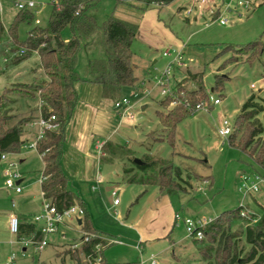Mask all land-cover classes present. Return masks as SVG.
<instances>
[{"label":"rangeland","instance_id":"1","mask_svg":"<svg viewBox=\"0 0 264 264\" xmlns=\"http://www.w3.org/2000/svg\"><path fill=\"white\" fill-rule=\"evenodd\" d=\"M0 1L4 9L2 21L9 28L19 8L14 0ZM35 1L42 11L37 14L40 25L48 26L52 2L57 0ZM227 1H231L233 7L226 8L224 0L203 5L196 0H175L162 7L151 6L142 19L133 46L135 75L139 79L135 87H125L122 91V98L130 99L134 118L128 117V121L121 123V134L119 132L111 141L110 154L108 151L104 155L101 153L108 159L102 163L100 170L103 182H95V190H92L90 183H85V192H82L101 229L109 238L122 242L111 243L107 248V254L115 261L125 259L140 264L138 261L141 260L146 264L148 258L141 256L137 249L139 232L135 225L151 213H155L158 221L166 219L169 213L161 211L159 199L163 194L168 196L173 211L182 216L215 219L224 210L242 205L245 216L252 218L251 225H254L264 213V184L257 192L245 193L241 190L243 174L259 173L264 177V171L248 153L230 145L228 137L219 135L223 121L228 119L234 123L242 105L252 94L257 96L255 102L264 105V70L261 62L264 61V51L261 59L253 62L247 59V54L237 49L252 41L264 42V0H252L248 7L242 8L234 7L233 0ZM118 2L98 0L95 3L91 10L100 24L111 15ZM180 7L184 8L182 12L179 11ZM219 16L227 19L225 25L220 23ZM195 17L199 20H195ZM35 25H38L35 21L31 25L21 24L20 39L24 40ZM63 37L65 40L72 37L69 27ZM174 37L186 43L188 50L182 51L184 63L174 64L169 81L160 85L158 80L175 60L174 49L177 47L172 43ZM1 41L4 44L0 45V95L7 88L13 89L8 91L7 99L3 101V111L16 116L36 115L33 109L37 100L31 99L32 105H27L26 99L17 90H34L43 83L45 75L39 70L40 59L33 53L17 63L18 55L15 53L20 50L18 45L10 37L7 39V35ZM167 50L171 51L170 56L164 55ZM6 57H9L7 62L4 61ZM79 70L82 73V61ZM197 71L204 73L206 92L221 97L222 101L220 104L204 105L181 121L171 145L168 132L160 123L157 113H166L174 108V101H163L169 95L177 98V87L188 90L197 88L189 77L191 72ZM217 74L222 76L224 82L222 96L220 92L212 90ZM116 118L120 119L117 114ZM263 122L264 112L250 120L251 129ZM253 138V147L263 146L264 135ZM33 153L37 155V152ZM13 156L20 160L21 156ZM136 158L155 161L154 166L142 171L135 162ZM40 165L41 161L36 157L32 167ZM164 165L168 166L174 184L166 191L157 185L160 168ZM129 178H135L137 182H129ZM114 190L117 195H113ZM14 196L6 186L3 165L0 163V264H77L71 257V251L68 252L74 250L72 244L80 243V235L74 232H70L67 241L61 242L55 236H50L49 245L42 250L29 247L24 252L18 235L7 228L8 211L13 207V201L19 207L27 206L23 198L13 199ZM116 199L120 204H115ZM27 209L33 210V205L30 204ZM247 224L238 220L233 223V231L240 234ZM172 238L174 246L167 239L157 242L152 249L158 256L159 264H207L183 222H177ZM240 238V243L249 250L245 237ZM174 252L178 254L177 257H174Z\"/></svg>","mask_w":264,"mask_h":264},{"label":"trees","instance_id":"2","mask_svg":"<svg viewBox=\"0 0 264 264\" xmlns=\"http://www.w3.org/2000/svg\"><path fill=\"white\" fill-rule=\"evenodd\" d=\"M98 0H60L52 2V12L48 26L35 25L28 32L27 37L21 40L19 28L21 24H32L35 20L33 11L19 10L15 15L8 31L0 16V40L6 34L18 45L24 48L25 53L16 56V62L20 63L29 58L34 52H38L47 79L34 90L17 88L22 97L38 96L42 101L39 115H10L4 112L3 101L7 99V88L0 95V157L3 153H19L23 146L22 135L24 126L41 116L48 118L56 116L55 123L59 126L47 130L45 136L39 140L37 150L43 154L45 167L43 174L46 179L42 183V189L46 197L59 206L70 205L75 202L76 194L70 185L69 179L62 169V147L65 141L66 126L72 117L76 103L79 100L76 90L78 81L98 83L102 86L103 95L114 101L122 97L123 88L134 86L138 81L135 75L133 61V43L138 34V24L117 18L111 14L102 24L89 11ZM145 4L143 8L151 6H163L175 0H136ZM79 12V14H77ZM69 27L72 37L65 40L63 33ZM228 48L233 49L232 46ZM18 49V50H19ZM247 59L257 61L261 59L264 51L262 40L252 41L249 44L237 48ZM86 58V66L83 73L79 66L83 58ZM262 67L264 70V61ZM190 79L197 88L188 90L177 87V98L167 96L163 103L176 101L174 108L166 113L158 112L160 123L168 132L171 145L174 144L178 124L188 116H191L198 105L209 103L210 95L206 92L204 73L197 71L189 74ZM220 74L216 75L214 91L224 89V82ZM257 96L252 94L242 105L235 118L234 130L228 137L230 145L242 149L248 153L255 164L264 171V144L253 147V137L264 135V122L257 128L251 129L250 120L264 112V105L255 102ZM208 102V103H207ZM155 161L145 160L143 164H137L140 170H147L154 166ZM172 169V166H169ZM168 166L164 165L159 171L157 185L162 191L174 187L172 178L168 173ZM129 182H137L135 178H129ZM84 207V206H83ZM85 208V207H84ZM86 209V208H85ZM243 206L235 209L224 210L217 218L213 219L204 228V237L194 239L198 251L207 264H264V213L259 221L251 225L252 218L242 215ZM242 221L246 225L243 232L233 231V223ZM82 228L97 236L85 242L82 248L69 250L71 257L77 264H86L85 258L96 257V246L103 244L100 253L103 256L101 264H111L105 259V249L111 244L102 237L103 232L96 229L86 210ZM36 230L35 224L22 226L21 234H29ZM245 237L250 246L247 250L240 241ZM217 243V244H216ZM82 255V256H81Z\"/></svg>","mask_w":264,"mask_h":264},{"label":"crops","instance_id":"3","mask_svg":"<svg viewBox=\"0 0 264 264\" xmlns=\"http://www.w3.org/2000/svg\"><path fill=\"white\" fill-rule=\"evenodd\" d=\"M16 1L17 0H14V2ZM23 1H27V0H23ZM119 1L120 2H118L115 5L111 14H113L119 19L138 24L139 26L138 34H139L142 25V19L145 17L146 11L150 9V7L144 10L143 8L145 7V4L136 0H119ZM0 6L2 7V9L0 10V16H1V14L4 12L1 1H0ZM37 9L39 10L38 14H40L42 12L41 9L38 7ZM183 10L184 8L180 7L179 11L182 12ZM89 12L95 16L94 11L90 10ZM17 13L14 14V17ZM195 20H199V18L195 17ZM189 21L191 22V20ZM4 26L6 28V31H8L9 28L5 24ZM4 38H6V36ZM8 38L9 35H7V39ZM173 39L174 40L172 41V43L177 47V49L175 48L174 50H181V51L188 50V46L186 43L181 42L179 39L175 37ZM1 40H0V45H3L4 42H2ZM135 41L136 39L134 40V42ZM34 53L37 54L40 59L39 53L38 52H34ZM134 64L136 69V63L134 62ZM85 66H86V58L84 56L82 60V70H83L82 73L85 70ZM39 68H40L39 70H41L45 75L43 79V81H45L47 79V75L43 67L41 66V59H40ZM136 85L126 86V87H135ZM75 86L78 92L79 100L76 103L72 113V117L70 118V121L66 126L65 141L62 147V160H61L62 169L66 174V176L68 177L70 185L73 187L75 194L77 196L75 202L81 204L86 208L88 215L91 218L93 226L96 229L103 232L102 237L105 238L106 241L107 239H110L109 240L110 243H116L118 240H113L109 238L106 235V233L101 229V227L98 225L94 214L90 210L89 204L83 198L82 192H85L83 189L85 183L87 184L90 183L92 190H95V186L93 184L95 182L96 183L103 182L104 179L101 176L100 170L102 167V163L108 159L106 157H103L102 155H104L107 151L110 154L112 149L111 141H113V138L116 135H118L121 128H123L122 124H124V121H128L129 116H122L121 112L118 111L114 105L115 101L110 98L104 97L103 89L100 84L78 81ZM24 98L26 99L27 105L30 104L32 105L31 99L37 100L36 105H34L35 109L33 110L36 113V115H39L41 112L40 111L41 109L39 108L41 99L38 96H36L35 98L33 97H24ZM116 114L118 117H120L119 120L116 118ZM38 130H39V126L36 123V121L27 123L24 126V133L22 135L23 146L21 148V151L19 153H14L15 156H19V157L21 156L19 158L20 160H18L16 157L13 158L14 157L13 154L9 155V158L18 160L19 168L22 172V179L20 180V183L23 186V190L20 193L11 190L13 195H15L13 199L23 198L24 202L27 203V206H29L30 204L33 205V210H28L26 204L23 207H19L17 206V203L13 201V205H12L13 207L9 209L7 216V228L11 233H12L10 229L11 214L17 215L22 222V226H26L28 224H31L33 220V216L41 212L43 209L44 196L42 194L43 191L42 183L39 181V179L43 173L45 162L43 161L41 154L35 148H30L27 146L35 139ZM100 142L104 143V149L102 150V155L98 147V144ZM25 151L28 152L24 153ZM33 151L37 152L36 156L33 153ZM115 155L116 154H114V156ZM36 157L41 161V165L36 168H33L32 163ZM110 161L114 162L115 160H110ZM0 163L3 165V169L5 170L6 162L2 160L1 157H0ZM159 199L161 203L160 204L161 211L166 210L167 213H169L166 219H162L158 221V219H155V213L154 214L151 213L144 220L140 219L138 221V224L143 222L144 225L138 226L137 223L135 225V229H137V231L139 232L137 249L139 250L141 256L145 255L147 258L151 254H155L157 256V254L152 251V249L157 245V242L168 239L171 246L175 245L174 240L172 238V233L174 231L175 225L178 222L175 219L176 212L173 211L168 196L163 194V196H161V198ZM118 204H120V202ZM180 221L183 222L182 220ZM172 223H174V225L173 228L171 229ZM118 243L121 244L122 242L118 241ZM192 246H194V244L191 245V247ZM107 248L105 249L104 253H105V259L109 263L135 264L134 262L126 261L125 259H123L122 261H115L114 259H112L110 254H107V251H109ZM27 250L28 248L25 249L24 252H26ZM177 255L178 254H175L174 252V257H177ZM157 260H158V256H157ZM138 262H140V264H145L142 263L141 260H139ZM13 264H15V262ZM146 264H148V262H146ZM157 264H159V260Z\"/></svg>","mask_w":264,"mask_h":264},{"label":"built area","instance_id":"4","mask_svg":"<svg viewBox=\"0 0 264 264\" xmlns=\"http://www.w3.org/2000/svg\"><path fill=\"white\" fill-rule=\"evenodd\" d=\"M200 4H209L212 2H216V0H196ZM226 1V8L233 7V4H231V1L228 3ZM235 3L234 7L242 8V7H248L251 0H233ZM16 6L19 8V10H31L34 12L35 16L39 13L38 2L35 0H17L15 2ZM2 7L0 6V10ZM190 11V10H189ZM187 11V12H189ZM79 14V12H77ZM220 18V23L225 25L227 23L226 18ZM37 24H40V19L35 17L34 20ZM176 53L175 60L171 62V64L168 66V68L165 70L164 76L160 78L158 81L160 85H165L170 79L172 67L174 64H182L184 63V57L182 55L181 50H174ZM25 53V49L22 48L19 51L15 53V55H22ZM165 56H170L171 51L167 50L164 53ZM9 60V57H6L4 59L5 62ZM253 87H255V84H252ZM221 97H215L210 94L209 103L210 104H220L221 103ZM176 103V101H174ZM43 104V101L40 100L39 108L41 109ZM212 104V105H213ZM115 107L118 111L121 112L122 116H129L131 118H134V114L132 112V108L130 107V99L126 97H120L117 99L114 103ZM204 105L207 104H200L196 108H202ZM208 106V105H207ZM195 110V111H196ZM56 120L55 115H51L48 118L40 117L38 120H36V123L39 126V130L37 132V135L35 139L29 143L27 146L30 148H35L37 150V144L39 140H41L47 130L55 129L59 126L58 123H55ZM234 130V123L230 122L228 119H225L223 121V124L221 128L219 129V135L222 137H229L230 134ZM99 150L102 153V150L104 149V143L100 142L98 144ZM38 151V150H37ZM41 154V153H40ZM9 153H3L1 156V159L6 162V167L4 170V176L6 178V186L10 190H14L17 193L22 192L23 186L20 183V180L22 179V172L19 168V162L16 159L9 158ZM43 157V154H41ZM46 179V176L42 173L39 181L43 183V181ZM261 184H264V177L259 173H253V174H243L242 176V185L241 190L245 193L250 192H257L261 189ZM42 194L44 196L43 200V209L41 212L35 214L33 216V220L31 224H35L36 230L29 233L22 235V222L20 218L15 215L11 214L10 216V229L12 233L19 236V242L23 245L24 250L33 247L35 250L40 251L50 243V236H55L57 240L64 242L67 241L70 238V232L78 233L80 235V243L72 244V248L78 249L82 248L83 244L85 242L90 241L92 237L97 236L95 233H90L85 231L82 226L84 222V217L86 215V209L79 203L74 202L70 205H63L59 206L55 202H53L50 198L46 197V193L43 190ZM113 195H117V191H113ZM119 203V199L115 200V204ZM242 215H245L244 212H242ZM175 219L177 221L182 220L186 230L190 237L196 238V239H202L204 237V228L213 220L212 218H205V217H188V216H182L180 213L175 214ZM79 220H82L81 223H79ZM103 244L99 243L96 248L98 250V255L96 257H89L85 258L86 264H101L103 260V256L100 253V250L102 249ZM15 255H13L12 259H14ZM145 261H142L144 263ZM148 264H157V256L155 254H151L147 259Z\"/></svg>","mask_w":264,"mask_h":264},{"label":"water","instance_id":"5","mask_svg":"<svg viewBox=\"0 0 264 264\" xmlns=\"http://www.w3.org/2000/svg\"><path fill=\"white\" fill-rule=\"evenodd\" d=\"M213 90V89H212ZM135 162L137 163V164H143L144 163V161H142L140 158H136L135 159ZM82 222V220H79V223H81Z\"/></svg>","mask_w":264,"mask_h":264}]
</instances>
